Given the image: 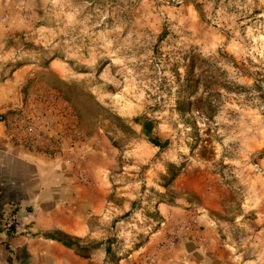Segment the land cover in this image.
Returning a JSON list of instances; mask_svg holds the SVG:
<instances>
[{
  "label": "rangeland",
  "instance_id": "1",
  "mask_svg": "<svg viewBox=\"0 0 264 264\" xmlns=\"http://www.w3.org/2000/svg\"><path fill=\"white\" fill-rule=\"evenodd\" d=\"M0 4L4 33L15 26L1 45V51L14 56L0 69L8 62L46 65L47 59L61 56L65 32L90 35L96 26L93 38L98 41L85 38L80 44L84 58H96L91 69H83L78 104L88 114L97 109L102 117L98 127L114 163L110 175L118 215L111 228L119 233L118 239L110 237L114 257L138 249L141 237L161 226L153 222V213L149 221L142 211L145 203L160 200L183 208L211 183L225 190L229 218L242 212L247 225L264 219V0ZM63 20L66 29L59 27ZM104 38L106 43L100 41ZM107 58L114 63L103 67ZM187 77L198 85L189 112L180 115L176 101L186 98L181 87ZM33 81L23 83V98L39 91ZM104 84L114 93L108 101L112 109L96 105L95 95L88 93V86L93 90ZM111 104L131 117H120ZM140 117L154 121L152 134L167 142L164 149L152 146L134 124ZM88 128L94 133L96 126ZM231 221L230 226L245 232Z\"/></svg>",
  "mask_w": 264,
  "mask_h": 264
},
{
  "label": "crops",
  "instance_id": "2",
  "mask_svg": "<svg viewBox=\"0 0 264 264\" xmlns=\"http://www.w3.org/2000/svg\"><path fill=\"white\" fill-rule=\"evenodd\" d=\"M4 9L0 4V13ZM65 20L59 22V27L67 28ZM95 27L90 28V35L71 36L65 32L60 38V45H64L61 56L47 59L46 65L11 66L8 62L0 69V113L10 114L21 108L37 110L38 97L57 90L78 116L87 140L68 156L72 165L10 149L0 125V264H264V219L247 225L242 212L229 218L225 190L217 183L197 192L198 200L187 201L183 208L160 200L145 203L142 211L148 216L153 213V222L161 226L141 237L138 249L113 256L110 231L118 215L115 182L110 175L114 163L98 127L102 117L97 109L90 108L88 114L78 104L83 69H91L90 61L96 58H84L80 44L85 38L98 41L93 38ZM3 30L0 23V64L11 62L14 56L1 51V45L4 35L8 38L15 33V26L5 33ZM109 63L113 65L114 61L107 58L103 67ZM28 79L34 80L39 91L23 98L20 89ZM105 87L92 90L88 86V93L95 95L96 105L111 108L108 101L114 93L109 94ZM111 105L120 117H131ZM88 125L96 126L94 133ZM73 166L85 171L86 183L78 182ZM231 219L247 231L240 230V241L228 234ZM12 222L15 231L10 237L7 230ZM55 232L71 238L78 249L44 238ZM146 257L151 261L146 262Z\"/></svg>",
  "mask_w": 264,
  "mask_h": 264
},
{
  "label": "built area",
  "instance_id": "3",
  "mask_svg": "<svg viewBox=\"0 0 264 264\" xmlns=\"http://www.w3.org/2000/svg\"><path fill=\"white\" fill-rule=\"evenodd\" d=\"M37 100L40 101L37 110L21 108L10 114L0 113V125L4 129L7 145L14 151L73 165L68 156L87 141L78 116L57 94L41 95ZM73 168L78 182L86 183L85 171L80 166ZM240 230L237 226L227 228L228 234L232 238L236 236L237 241L243 239ZM110 233L111 237L118 239L119 233L115 228ZM145 261L151 260L146 257Z\"/></svg>",
  "mask_w": 264,
  "mask_h": 264
},
{
  "label": "trees",
  "instance_id": "4",
  "mask_svg": "<svg viewBox=\"0 0 264 264\" xmlns=\"http://www.w3.org/2000/svg\"><path fill=\"white\" fill-rule=\"evenodd\" d=\"M198 82L197 81H192L187 77V79L184 82V85H182L181 89L186 93V98L188 101L180 100V97H178L176 101V111L180 114L183 115L187 112H189L188 107L191 106V97L195 94L196 89H197ZM182 92H179V94ZM212 111V110H211ZM134 124L138 125L141 127L142 134L146 137L148 142L154 146L155 148L158 149H164L167 146V142L161 143L157 137H155L152 132L154 129V121L148 120L146 118H136L133 120ZM175 175L171 178L174 179ZM15 231V223H12L9 225L7 233L11 237L14 234ZM45 239H50L53 241H56L60 244H62L64 247H67L69 249H74L77 250L78 246L75 241H73L71 238H68L61 233L55 232L52 234H46L44 235Z\"/></svg>",
  "mask_w": 264,
  "mask_h": 264
}]
</instances>
